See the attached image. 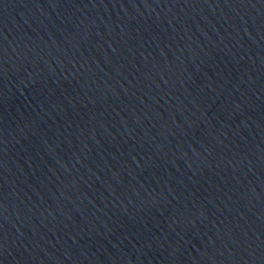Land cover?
<instances>
[{"label":"water","instance_id":"water-1","mask_svg":"<svg viewBox=\"0 0 264 264\" xmlns=\"http://www.w3.org/2000/svg\"><path fill=\"white\" fill-rule=\"evenodd\" d=\"M0 264H264V0H0Z\"/></svg>","mask_w":264,"mask_h":264}]
</instances>
